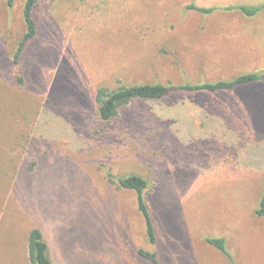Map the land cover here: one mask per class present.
Listing matches in <instances>:
<instances>
[{
    "label": "rangeland",
    "instance_id": "rangeland-1",
    "mask_svg": "<svg viewBox=\"0 0 264 264\" xmlns=\"http://www.w3.org/2000/svg\"><path fill=\"white\" fill-rule=\"evenodd\" d=\"M262 3L43 0L39 36L17 65L25 0H0V264H31L36 228L53 264L84 260V237L99 225L118 246L149 245L138 194L112 184L109 172L148 180L159 241L187 252L188 264L215 263L206 238L224 239L234 264H264V218L256 214L264 78L233 92L134 102L110 124L96 100L100 88L264 72V10L253 18L226 10Z\"/></svg>",
    "mask_w": 264,
    "mask_h": 264
},
{
    "label": "trees",
    "instance_id": "trees-1",
    "mask_svg": "<svg viewBox=\"0 0 264 264\" xmlns=\"http://www.w3.org/2000/svg\"><path fill=\"white\" fill-rule=\"evenodd\" d=\"M13 1L14 0H10V3L13 4ZM42 1L43 0H25L23 16L27 31L15 54L14 63L17 65L22 61L30 43L39 36V26L36 15L37 9ZM189 9L207 15L217 10V8H200L196 6H190ZM226 10H237L246 17L253 18L264 10V3L258 6L230 7ZM263 78L264 72H258L239 76L232 81H222L218 83L135 85L131 87H121L114 91L107 88H100L96 94V100L100 105L99 117L103 123L110 124L119 116L123 108L134 102H165L176 95L233 92L239 87L260 83ZM108 178L112 184L118 185L121 189L135 191L138 194V209L145 219L148 239L152 244H157L158 238L154 219L145 198V192L149 187L148 180L139 175L117 178L111 172L108 173ZM256 214L258 217L264 218V196L261 200L260 207L256 210ZM205 241L231 258V254L224 239L206 238ZM28 252L31 264H53L49 255V245L44 239L43 232L38 228L33 229L30 233ZM140 253L145 258L156 261L155 255L149 254L144 250H141Z\"/></svg>",
    "mask_w": 264,
    "mask_h": 264
},
{
    "label": "crops",
    "instance_id": "crops-1",
    "mask_svg": "<svg viewBox=\"0 0 264 264\" xmlns=\"http://www.w3.org/2000/svg\"><path fill=\"white\" fill-rule=\"evenodd\" d=\"M93 229H94L92 231L93 235L91 234V237L85 236L83 241V245H84L83 253L86 254V258L84 260L74 259L68 262L67 264H188V262L191 259H193V258H189L187 252H182V251L170 252L169 247L164 248V244L167 241L168 237H163L164 242L162 244L160 243L159 238L157 236L158 238L157 244H152L148 239L149 245L144 246L141 244L138 245V243L130 240L129 247L127 246L123 247L117 245L118 241L114 239V237L113 239H110L109 237H104L103 235L104 229L102 225L94 227ZM122 240L123 237L119 239L120 244L122 243L121 242ZM98 241L99 242L101 241L99 247L97 246ZM88 242L91 244H89ZM86 243L91 247L85 248V246L87 247ZM152 245L154 246V248L152 247ZM208 245L211 248V250H214L211 251V253L209 254V256L213 257L215 262L214 264H234V258L232 255L231 258H229L226 254L221 252L216 247L210 244ZM101 247L102 249L98 251V249H100ZM141 250H144L149 254L155 255L156 261L145 258L140 253ZM81 254H79V256Z\"/></svg>",
    "mask_w": 264,
    "mask_h": 264
}]
</instances>
